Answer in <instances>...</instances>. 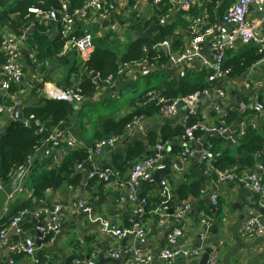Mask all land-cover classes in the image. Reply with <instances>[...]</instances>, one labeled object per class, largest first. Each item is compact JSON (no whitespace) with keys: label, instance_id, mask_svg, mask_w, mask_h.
<instances>
[{"label":"crops","instance_id":"1","mask_svg":"<svg viewBox=\"0 0 264 264\" xmlns=\"http://www.w3.org/2000/svg\"><path fill=\"white\" fill-rule=\"evenodd\" d=\"M190 1L192 4L191 8L195 7L199 10L206 0ZM154 4L152 0H114L113 9H111L109 0H107V6L112 13L109 21L100 20L94 11L90 12L85 20L77 21H80L79 24L83 31H89L92 34V49L94 43L105 47H110V45L115 46L120 58L128 41L133 37V31L129 29L127 23H120L119 17L127 19L132 13H135L139 19L146 20L152 17ZM173 5L174 8L171 12L178 9L185 10L180 8L177 0L173 1ZM204 12V9H200L197 15ZM247 18L254 22L260 20L261 25L256 28V31L257 33L260 31L264 32V14L258 13L255 6L251 7ZM110 24L115 26L114 29L109 28ZM48 25L51 26L48 35L50 37L57 36L59 31H57L55 22L52 21ZM214 35L212 34L206 38L199 56H195L190 60L186 59L180 65L167 63L162 67L158 65L150 66L149 68H154V71L151 72L157 73L155 76L150 75L147 78L146 76L151 72L142 74V71L145 70L123 71L112 76L113 79L110 84L104 82V79L92 77L91 79L95 84L94 92L90 96L83 95L82 100L79 102L69 101L73 103V108L75 109L71 121L68 125H63L60 129L54 128L53 130H57L59 136L72 137L76 141V146L73 148H84L88 151L98 140L97 135L102 131L101 123L105 118L117 119L131 113L144 91L153 85L158 86L170 80H176L183 77L187 71L200 70L198 69V65L202 64L203 60H208L211 57L209 45L214 39ZM187 43L184 41L181 48L186 47ZM25 46L26 42L21 47V52ZM171 49L173 48L171 47ZM35 51L34 49L28 53L35 56ZM161 51L164 55L166 54L165 50L161 49ZM71 54H74L79 63L89 55H83L80 51L73 50L59 56H70ZM71 60L72 57H70L69 63ZM69 63L56 64L44 61L46 66H44L43 70L41 64L37 66H33L32 64L27 65L24 69L23 80L19 85L20 89L16 93L20 102L23 105L39 103L41 98L48 97L42 92V87L47 84L61 90L65 89L63 88L64 77L67 76ZM123 63L119 64V68ZM184 65V75L180 76L179 71ZM206 70L209 71L208 69ZM247 74L251 77L250 88H246L244 85V77ZM81 75V70L78 73H71L69 79L72 82V86L69 87L78 84ZM152 79H154V84L151 83ZM44 80L47 81L44 82ZM140 83H146V86L138 91ZM220 86L225 93L224 98H218L217 96L201 98L197 104L196 115L189 114L183 104L173 114L164 115L161 112H157L150 116L141 117V128L124 129L123 133L118 135L117 141L113 146L106 147L101 152L92 155L85 167L93 170L110 168L113 171L110 181L88 178L86 172L79 171L81 174V183L79 185L64 184L56 190L48 189L45 192L44 199L38 201L37 205L24 216L22 224L26 225L31 220H36L34 217L35 210L43 212L41 218L49 217L52 207L58 204L61 213L59 231L50 233L51 237L48 241L44 242L42 239L40 246H37L35 243L36 250L34 254L31 256L23 255L19 260H15L11 256L12 252L9 253L6 250V246L0 248V264H8L9 258L15 261L14 264H37L39 263L38 253L40 251L44 252L45 263L43 264H47L48 262L51 264H66L67 259L75 253L78 255L82 254L83 257L73 258L71 264H75V260H79L82 264L87 260L86 256H89V260L97 262L99 254L108 258L110 249L130 250L135 247H142L154 254V258L149 264H160L161 260L158 257V252L166 245L167 232L174 228L176 224L168 212L164 217V222L162 224L158 223L159 217L153 212L158 204L149 202L150 207L143 218V224L149 228V236L147 242L142 246L132 236L119 239L111 233L99 232L98 221H90L88 217L107 218L116 226H127V222L134 218L133 206L124 198L120 201L118 197L121 195L125 197L127 193V186L124 185V182L132 165L150 155L148 152L151 151L152 154L154 143L160 142L161 128L164 125H168L172 129L178 125L185 128L187 124H190L187 123L190 117H194L196 121L205 125L222 124L224 121L221 119V116L228 109L236 111V119L231 124L225 125L227 131L222 135L207 132L199 128L198 130L201 133L200 135L196 134L198 139L190 142L188 145L184 143L181 136L161 141L162 143H166L163 162L167 158V164L165 162L164 164L168 170V173L163 174L162 177L167 179L174 194L171 206L178 200L176 191L179 185L189 184L194 180H199L201 185V189L197 194H189L186 198L178 200V202L188 201L190 209L181 222L183 233L178 238L176 246L183 250L200 248L202 253L198 256L186 258L178 256L174 259L173 264H201L203 251L207 247L213 249L212 253L220 264H264V232L253 236L241 234L242 224L248 217L254 215L261 217L263 215V208L260 206L263 197H260L257 192L244 186L239 181V178L253 170L258 164L264 166V150L260 153L263 157L254 160L252 167L247 168V166H243L241 169L235 168L233 172L236 176L233 180L224 183L219 182L216 178H211L210 173L207 174L205 172L206 168L200 160V151L205 148H210L211 150V147L218 153L223 150H230V153L236 159H239L240 156L236 151V143L237 138L241 136L239 134L240 130L243 129L245 133L247 126H256L259 129L264 125V109H258L254 105L257 102L264 104V62L254 64L242 76L227 78ZM250 104H253V106H250ZM86 106L89 109L84 110L83 108ZM82 110L86 114L80 116L78 111L81 112ZM9 120L12 119L8 118L7 115L0 119V132ZM150 136L154 137V143L149 142ZM219 139L221 142L218 145L215 141ZM137 141L141 142V150L134 155H127L130 147ZM173 146H176L177 149L173 150ZM187 146L193 153L187 155V160L184 161L182 159ZM217 148L221 150L216 151ZM69 149L72 148L61 149V157ZM42 155V148H39L30 159V163L35 158L42 157ZM123 160L126 161V166H122ZM172 163H176L179 169H173L171 167ZM260 173L264 183V168ZM25 174L26 172H24ZM20 184L23 185V180ZM159 189V185L146 182L143 185L140 183L138 191L140 194L143 192L145 194L143 196L147 199L155 198L160 202ZM30 194L24 186V192L22 193L20 190L13 193L8 198V203L21 196L24 200H27L31 197ZM214 194L217 197L216 204L211 203V196ZM32 201H35V198H32ZM79 201L86 203L90 207L88 214L76 207ZM210 206H213V209H210ZM206 210H211L213 214L206 212ZM202 219L208 221L207 228L201 223ZM204 230H206L207 235L204 238H200V234ZM23 234L24 238H31L35 241V226H24ZM46 234L47 232L45 231L43 238ZM15 235L18 236L17 240L21 239L20 235L12 233L8 244L17 241L13 239ZM215 235L217 238H215ZM118 261H104L103 264L117 263Z\"/></svg>","mask_w":264,"mask_h":264},{"label":"trees","instance_id":"2","mask_svg":"<svg viewBox=\"0 0 264 264\" xmlns=\"http://www.w3.org/2000/svg\"><path fill=\"white\" fill-rule=\"evenodd\" d=\"M173 1L161 0L155 3L152 17L146 20L139 19L135 13H132L127 19L119 17V22L127 23L129 29L133 32L143 31L151 23L157 24L158 27L156 32L149 35L146 39L132 40L130 38L120 58L117 49L94 43L93 49L88 57L79 63L74 54L70 56H59V52L63 46V39H61L59 32L57 36L50 37L48 31L51 26L44 24L41 18L36 16L34 12L29 11V8H37L41 11H49L52 9L61 11L63 4L68 2L71 10H74L82 6V0H0V66L5 60L3 50L1 49L5 30H10L13 34H21L24 32L25 27L32 25L33 29L27 34L26 46L21 52L24 67L29 64L33 66L41 64L43 70L44 66H46L44 61L66 64L69 63L70 57H72L68 66L67 76L64 77L63 88L72 86V82L69 79L70 74L78 73L81 70L82 75L76 85H79L84 96H90L95 90V84L91 79L92 74H96L98 78L103 80L108 75L115 76L119 70V64L122 62L141 60L143 58H147L152 62V58L157 54L160 55L159 61H164L166 56L161 50H153V44L166 39L169 40L173 50L181 48L184 41L188 42L193 36L191 26L195 17H203L202 21L206 25H202L201 28L211 25L221 18L224 8L233 0H206L200 8L204 9L205 12L199 15H197V12L200 9L198 10L195 7L187 11L178 9L176 11L174 10V13L171 12L174 8ZM160 18H165L164 23H160ZM53 21L57 26V31H59L62 24L61 18ZM79 22H75V32L81 35L85 31L81 29ZM143 47L147 48L146 52L143 51ZM34 49L36 50L34 56L36 62L32 63L28 52ZM260 58L261 54L258 52L257 45L251 42L242 43L236 50L230 49L226 52L223 67L229 69L228 78H237L242 76L248 68L256 64ZM154 66H157V64H154ZM156 74L151 72L146 77L148 78L150 75L155 76ZM207 74L208 71L203 68L197 71H187L183 77L162 83V85H153L148 89H156L168 100L180 98L196 91L208 89L210 85L206 81ZM19 89V85L10 84L7 91L8 93H15ZM141 97L131 113L117 119L105 118L101 123L102 131L97 135L98 139L110 136L117 138L118 135L123 133L124 129H128L127 125L133 118L150 116L159 112V104L150 101L144 103V99ZM83 109L86 110L89 107L87 108L86 106ZM84 110L81 112L78 111V114L83 116L86 114ZM74 112L73 103L44 97L37 104L23 105V118L20 120H9L0 132V183L9 180L10 176L19 168L25 167L26 174L23 179L22 193L24 192V186L31 193V197L27 200H24L21 196L8 203L6 210L0 214V232L8 228L13 218L24 208L28 210L34 208L38 201L44 199L45 192L48 189L56 190L64 184L77 186L81 183V174L76 170V165L82 164L85 167L88 162L89 153L84 148L67 150V153L58 162H54L50 156L42 155V157L35 158L32 163H29L30 159L36 154L37 149L44 145H50L49 141H46L49 132L54 128L60 129L63 125H68ZM35 119L39 120L40 124L45 127V131H38V127L34 122ZM221 119L224 121V125L231 124L236 119V111L231 109L226 110L223 116H221ZM25 120H28V125L24 124ZM195 121L196 119L194 117H190L187 123H193ZM183 130L184 126L178 125L172 129L170 126L164 125L160 130V141L170 140L172 137H180L183 134ZM200 133V130L196 132L197 135H200ZM149 142H155L153 136H150ZM220 142V139L215 141L218 145ZM212 148L211 150L214 153L212 168L214 170H234L235 168L241 169L243 166L250 168L254 160L263 157L260 153L264 150V125L259 129L256 126H247L245 133L237 138L236 151L240 156L239 159H236L230 153V150H223L218 153ZM172 149L176 150L177 147L173 146ZM140 150L141 142L137 141L130 147L127 155H134ZM220 150L219 148L216 149V151ZM148 154H151V151ZM164 162L167 164V158L164 159ZM122 166H126V161H122ZM210 177L217 178L215 171L210 172ZM200 189L201 185L199 180H194L189 184L179 185L176 195L178 200H181L189 194H197ZM140 195L143 196L145 194L141 192ZM32 198H35V201H32ZM149 202L159 204V201L155 198H148L147 204L144 207L146 212L150 207ZM206 212L213 214L211 210H206ZM126 225H129V221ZM22 226L33 227L35 226L34 220H31L26 225L22 224ZM50 237V233L46 234L43 241H48ZM17 238L18 236L15 235L13 239L17 240ZM23 255L21 252L11 254L15 260H19ZM82 257V254L78 255L75 253L67 259L66 264H71L73 258ZM38 259L39 263L37 264L45 263L43 251L38 253ZM47 264L51 263L48 262Z\"/></svg>","mask_w":264,"mask_h":264},{"label":"built area","instance_id":"3","mask_svg":"<svg viewBox=\"0 0 264 264\" xmlns=\"http://www.w3.org/2000/svg\"><path fill=\"white\" fill-rule=\"evenodd\" d=\"M83 4L81 7L71 10V14L66 12V5L63 4L61 11L49 10L41 11L37 8H29V11L34 12L36 16L41 18L44 24L48 25L53 20L56 19V14L59 13L62 24L59 30V35L63 39V46L59 52V55H64L68 51H80L83 55H88L92 50V39L93 36L89 31H85L83 34H76L75 22L77 20H85L88 14L92 11L96 12L97 17L100 20L109 21L112 13L107 6V0H82ZM161 0H152L153 3H158ZM180 8L189 10L191 8L190 0H177ZM252 6L258 13L264 14V0H234L229 5H227L222 13L221 19L218 22H214L211 25L201 28L205 23L202 21L203 17H195L192 22V33L193 36L189 39L187 46L179 49H171L169 41L163 40L153 44L152 49L159 51L161 49L165 50L166 59L165 61H159L160 55L157 54L150 62L147 58L141 60H134L130 62H124L119 68L117 73H122L123 71H139L146 70L150 66L157 64L162 67L165 64L180 65L183 61L189 58H194L199 56V52L202 49V45L205 43L208 36L214 35V39L210 42V54L211 57L208 60H203L202 64L198 65V69H208V74L206 81L209 83L210 87L208 89H203L201 91H196L192 94L185 95L180 98H175L172 100L166 99L159 91L156 89H148L145 91L144 95L141 97L144 99V103L150 101L159 104V112L164 115L173 114L177 110V103L182 101L187 111L191 115H196L197 104L201 98H209L210 96H217L218 98H224L225 93L221 88L220 84L228 78L229 69L223 67V60L225 58L226 52L230 49H236L242 43L251 42L257 45L258 52L261 54V58L256 62H264V32L257 33L256 28L261 25V21H250L247 18L248 13ZM160 23H164L165 18H160ZM206 25V24H205ZM114 25L110 24L109 28L114 29ZM32 25L25 27L24 32L21 34H13L10 30H5V34L1 43V49L3 50L5 60L0 66V119L7 115L8 118L12 119V112L17 104H22L16 93H8V88L10 84L20 85L24 77V65L22 63V53L21 47L25 44L27 40V34L32 31ZM240 43V44H238ZM143 51L146 52L147 48L143 47ZM32 59V63L36 62L34 55L29 54ZM184 68L181 67L179 75H184ZM94 77L98 78L97 75ZM99 79V78H98ZM113 77L108 75L104 82L110 84L112 83ZM244 85L246 88L251 87V77L247 74L244 77ZM42 92L53 99L65 100V101H75L79 102L82 100L83 94L79 85L68 87L63 90L56 88L53 85L47 84L42 87ZM143 103V104H144ZM23 105V104H22ZM255 107L258 109H264V104L262 102L254 103ZM253 106V104H250ZM217 108V107H216ZM33 117V116H30ZM35 125L38 127V131H45V127L40 124V121L35 119ZM25 125H28V120L24 121ZM141 117H135L127 125L128 129L131 128H141ZM201 128L207 132L218 133L220 135L226 133L227 127L222 123L217 125H205L199 121L187 124L184 128L183 134L181 135L182 140L186 145L198 139L196 131ZM244 130H240V135H243ZM234 141V139L232 138ZM47 142L50 145L42 146V153L44 156H50L54 162H58L61 158L60 150L63 148H73L76 146V141L68 136H59L58 131L52 130L49 132L47 137ZM117 141L115 136H110L107 138H102L96 140L94 145L88 150L89 156L88 161L92 155L101 152L102 149L113 146ZM166 143L161 141L156 142L154 145V151L152 154L144 157L138 162H135L124 182L127 186V193L125 197L122 195L118 197L120 201L123 198L128 201L133 206L134 218L129 221L127 226H116L111 223L107 218H92L88 217L90 221H98L99 232L101 233H111L119 239H123L128 236H132L139 245H143L147 242L149 236V228L143 224V218L148 212L145 211V205L147 204V198L141 196L138 188L141 180L149 178L155 171L166 169L167 166L163 162L164 151ZM38 150V149H37ZM185 155L182 160H187V155L193 153L192 150L187 148L184 150ZM214 158V153L210 148H205L200 151V160L205 166V172L209 174L215 171L217 175V180L219 182H227L233 180L236 176L233 170H222L216 171L212 168V161ZM30 163V162H29ZM171 167L173 169H179L176 163H172ZM26 170L25 167H22ZM264 168L262 164H258L253 170L246 173L243 177L239 178V181L253 191L257 192L260 197H263L260 202V206L263 208V215L259 217L258 215L248 217L242 224L241 234L242 235H260L264 232V183L262 181V175L260 171ZM21 169V168H19ZM18 169V170H19ZM76 170L86 172L88 178H97L102 181H110L113 176V171L110 168L103 169H87L82 164L76 165ZM26 172V171H25ZM13 175V174H12ZM11 175V176H12ZM10 176V177H11ZM24 173L21 181L24 179ZM21 183V182H20ZM159 199L160 202L153 212L159 217L158 223L162 224L164 222V217L174 200V194L166 178L162 177L159 181ZM23 185L20 184L18 191H22ZM211 203H217L216 195L211 196ZM76 207L86 212L90 211V207L81 201L76 204ZM190 209V203L188 201L178 202L171 214L173 222L176 224L174 228L169 230L166 234V245L162 247L158 252V257L161 260L160 264H173V261L178 256L190 257L198 256L202 253L200 248H195L192 250H183L176 246L178 238L182 235L183 230L181 222L185 214ZM6 210V206L4 211ZM29 210L24 208L20 211L11 221L10 226L5 230L0 232V242L5 238L8 231L14 230V234H23L22 222L24 216L28 214ZM41 210L34 211V217L36 220L42 222L45 226L46 232L55 233L60 229L61 224V213L60 206L55 204L49 212V217H42ZM201 223L207 228L208 221L205 219L201 220ZM207 235L206 230L202 231L200 238H204ZM6 250L8 252L23 253L24 255H33L36 250L35 241L31 238H23L12 243H7ZM110 258L114 260H119L117 263L110 264H149L153 258L154 254L147 249L142 247H135L133 249L119 250L110 249L108 252ZM125 256V257H124ZM15 261L12 258L8 259V264H14ZM75 264H81L79 260H75ZM82 264H89L87 259ZM207 264H220L213 253L209 254Z\"/></svg>","mask_w":264,"mask_h":264},{"label":"water","instance_id":"4","mask_svg":"<svg viewBox=\"0 0 264 264\" xmlns=\"http://www.w3.org/2000/svg\"><path fill=\"white\" fill-rule=\"evenodd\" d=\"M65 5H66V12L68 14H71V8H70L69 3L65 2ZM113 5H114V0H109V6L111 9H113ZM59 17H60V14L57 13L56 19H58ZM157 28H158L157 24L152 23L143 31H134L132 40L146 39L149 37V35L156 32ZM190 59L191 58H189L188 60H190ZM151 71H154V68H149L148 70L142 71V74H146V73L151 72ZM91 77H94V74H92ZM182 105H183V102L179 101L177 103V108L182 106ZM22 107H23L22 104H17L14 107V110L11 114L12 120H20L23 118ZM25 171L26 170L24 168H21V169L17 170L10 177L9 180L0 183V214L4 211L5 206L8 203V198L11 195H13V193L18 191L23 173ZM89 171H90V168H89ZM167 173H168L167 169L157 170L149 178L141 180V185H143L146 182H151V183H155L156 185H158L162 175L167 174ZM81 187H83V186H81ZM177 203H178V200H176L173 203L172 207L168 210L169 214H172L173 209ZM210 209H213V206H210ZM34 223H35V228H36L35 243L37 246H40L42 243V239H43V233L46 231V229H45V226L42 222H40V221L38 222L37 220H34ZM82 232H83V230H82ZM12 233H14V230H11L7 234V236L0 242V248H4L6 246V244L9 241V237ZM20 237H21V239H23L25 236H24V234H20ZM215 238H217L216 235H215ZM212 250L213 249L211 247L205 248V250L203 251V254H202V258H201V264H207L209 254L212 253ZM86 259L89 260V256H86ZM104 261L114 262V260L112 258H109V257L105 258V257H103L102 254H99V260L97 262H93L92 260H89V264H103Z\"/></svg>","mask_w":264,"mask_h":264},{"label":"rangeland","instance_id":"5","mask_svg":"<svg viewBox=\"0 0 264 264\" xmlns=\"http://www.w3.org/2000/svg\"><path fill=\"white\" fill-rule=\"evenodd\" d=\"M110 48L116 49L115 46H111V45H110ZM151 83L154 84V79H152ZM152 84H150V85H152ZM144 86H146V83H140L139 86H138V91L140 89H142Z\"/></svg>","mask_w":264,"mask_h":264}]
</instances>
